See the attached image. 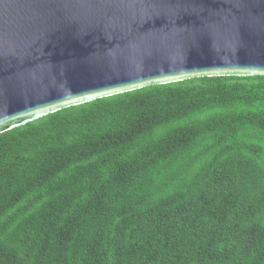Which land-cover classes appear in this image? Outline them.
Returning <instances> with one entry per match:
<instances>
[{
    "label": "trees",
    "instance_id": "obj_1",
    "mask_svg": "<svg viewBox=\"0 0 264 264\" xmlns=\"http://www.w3.org/2000/svg\"><path fill=\"white\" fill-rule=\"evenodd\" d=\"M0 264H264V75L147 85L1 131Z\"/></svg>",
    "mask_w": 264,
    "mask_h": 264
},
{
    "label": "water",
    "instance_id": "obj_2",
    "mask_svg": "<svg viewBox=\"0 0 264 264\" xmlns=\"http://www.w3.org/2000/svg\"><path fill=\"white\" fill-rule=\"evenodd\" d=\"M213 75H264V0H0V132Z\"/></svg>",
    "mask_w": 264,
    "mask_h": 264
}]
</instances>
